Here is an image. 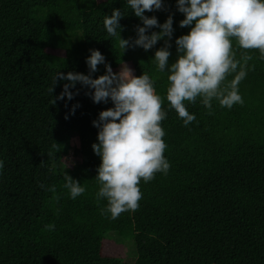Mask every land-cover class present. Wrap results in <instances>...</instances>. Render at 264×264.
Returning a JSON list of instances; mask_svg holds the SVG:
<instances>
[{
    "label": "trees",
    "instance_id": "obj_1",
    "mask_svg": "<svg viewBox=\"0 0 264 264\" xmlns=\"http://www.w3.org/2000/svg\"><path fill=\"white\" fill-rule=\"evenodd\" d=\"M113 9L123 14L120 37L134 40L143 24L126 0H0V264H264V59L234 40L237 60L251 56L239 84L244 103L228 109L213 99L208 109L199 97L185 101L196 117L188 126L169 107L167 73L152 59L168 38L149 50L129 47L123 57L135 76L148 74L162 98L170 169L140 182L137 210L115 220L101 214L107 201L96 198L101 161L91 147L98 143L92 122L113 104L93 102V90L80 83L69 89L72 100L57 99L68 82L55 76L88 75L90 50L112 71L119 66V36L103 26ZM145 15L158 24L172 16L169 64L175 62V40L191 27L179 25L176 0ZM105 72L98 64L91 76ZM74 134L80 162L62 166ZM65 173L85 188L76 199L64 187ZM126 234L133 262L104 251L107 240L125 241Z\"/></svg>",
    "mask_w": 264,
    "mask_h": 264
},
{
    "label": "clouds",
    "instance_id": "obj_2",
    "mask_svg": "<svg viewBox=\"0 0 264 264\" xmlns=\"http://www.w3.org/2000/svg\"><path fill=\"white\" fill-rule=\"evenodd\" d=\"M126 3L143 24L137 26L136 38L130 41L120 37L119 21L123 14L119 9L104 16L103 26L109 36L118 34L122 50L130 46L149 50L161 39L168 38L152 59L159 72L167 73L166 100L184 126L196 119L195 114L187 110L185 101L195 103L199 97L208 109L212 108L213 99L228 109L244 103L239 84L247 76L250 67L247 61L251 56L246 54L237 60L233 40L242 49L258 50L259 58L264 59V0H176L177 10L184 15L179 25L191 27L187 34L176 38L178 56L171 64L172 16L158 24L155 16L145 15L146 10H161L163 0H126ZM153 27L160 30L149 33ZM90 51L86 58L88 75L56 74L55 82L57 78L68 82L57 99L72 100L74 93L69 89L80 83L93 90V102L108 103L110 100L113 104L100 111L97 120L92 122L98 128V143L91 147L101 161L95 177L99 185L96 198L107 201L101 214L115 220L121 213L139 208L141 181L147 183L157 173L167 174L170 169L164 155L167 145L161 125L166 112L148 74L134 76L127 67V71L123 67L114 73L99 50ZM98 64H105L106 72L92 78L91 73L97 71ZM230 74H234V78L227 86H222ZM3 167L4 161L0 160V169ZM64 187L71 199L85 192L81 183L66 173Z\"/></svg>",
    "mask_w": 264,
    "mask_h": 264
},
{
    "label": "rangeland",
    "instance_id": "obj_3",
    "mask_svg": "<svg viewBox=\"0 0 264 264\" xmlns=\"http://www.w3.org/2000/svg\"><path fill=\"white\" fill-rule=\"evenodd\" d=\"M125 50L120 49L121 61L119 66L113 72L118 73L124 67L125 71H127V68L130 69L132 74L135 76V68L133 62L127 59L126 57H123V55H126V52H128L129 47H127ZM154 88L156 90L155 83H154ZM75 147L76 148L79 147V137L74 134L71 140V147L69 149V152L63 159L62 166H69L71 168H75L77 164L80 162V156L74 152ZM124 240L125 241H122L119 237L111 238L107 240L105 242L104 251L111 255L122 256L123 258H125V261L127 262H133L135 259L134 243L127 234L124 237Z\"/></svg>",
    "mask_w": 264,
    "mask_h": 264
}]
</instances>
